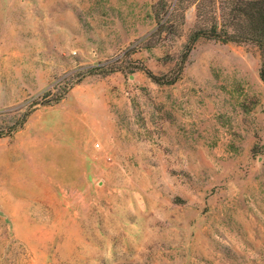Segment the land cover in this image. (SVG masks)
Returning a JSON list of instances; mask_svg holds the SVG:
<instances>
[{
	"label": "rangeland",
	"instance_id": "rangeland-1",
	"mask_svg": "<svg viewBox=\"0 0 264 264\" xmlns=\"http://www.w3.org/2000/svg\"><path fill=\"white\" fill-rule=\"evenodd\" d=\"M221 3L0 0V264H264V48L192 39Z\"/></svg>",
	"mask_w": 264,
	"mask_h": 264
},
{
	"label": "trees",
	"instance_id": "trees-1",
	"mask_svg": "<svg viewBox=\"0 0 264 264\" xmlns=\"http://www.w3.org/2000/svg\"><path fill=\"white\" fill-rule=\"evenodd\" d=\"M197 6L199 16L206 7L201 2ZM218 11L220 15L215 16L210 28L197 31L192 39L206 38L224 44L252 43L264 48V0H222Z\"/></svg>",
	"mask_w": 264,
	"mask_h": 264
}]
</instances>
